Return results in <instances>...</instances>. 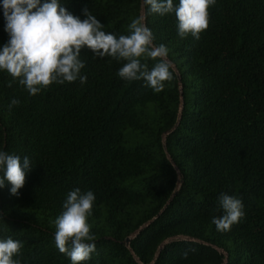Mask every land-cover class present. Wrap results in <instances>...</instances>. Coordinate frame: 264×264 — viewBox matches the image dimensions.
Wrapping results in <instances>:
<instances>
[{
    "label": "trees",
    "instance_id": "obj_1",
    "mask_svg": "<svg viewBox=\"0 0 264 264\" xmlns=\"http://www.w3.org/2000/svg\"><path fill=\"white\" fill-rule=\"evenodd\" d=\"M61 4L81 20L88 8L117 37L147 11L143 0ZM209 14L199 40L178 35L174 13L146 16L173 65L159 93L86 48L84 84L31 96L0 70V150L32 161L19 195L0 188V238L23 242L22 264H71L53 221L75 188L96 196V251L81 264H264V0H216ZM5 23L0 7V47ZM221 193L245 213L226 232L212 223Z\"/></svg>",
    "mask_w": 264,
    "mask_h": 264
},
{
    "label": "clouds",
    "instance_id": "obj_2",
    "mask_svg": "<svg viewBox=\"0 0 264 264\" xmlns=\"http://www.w3.org/2000/svg\"><path fill=\"white\" fill-rule=\"evenodd\" d=\"M147 8L144 16L134 18L128 25L129 34L120 35L104 31V25L88 8H83L84 19L73 15L61 4V0H0L6 21L4 30L9 39L0 47V70H5L18 81L29 95L35 96L52 84H64L79 80L86 83L81 74L85 62L80 59L83 49L96 57H111L124 61L117 76L126 81L143 80L146 87L159 93L166 81L174 79L173 65L167 60L168 48L156 45L155 36L143 22L148 14L161 16L175 14L177 33L181 38L191 35L195 40L209 27V8L216 0H143ZM141 58L158 60L149 69ZM11 87V81L8 84ZM13 98L8 107L19 105ZM32 161L28 156L10 154L0 150V188L5 180L10 193L19 195L26 173ZM218 204L222 214L214 216L212 223L217 231L226 232L244 217L242 200L221 193ZM96 196L91 190L75 188L69 191L62 204V212L54 219V243L58 251L81 264L96 251L95 235L90 231L88 217L92 215ZM2 219V216H0ZM23 242L11 236L0 238V264H22ZM184 252L183 257H187Z\"/></svg>",
    "mask_w": 264,
    "mask_h": 264
},
{
    "label": "water",
    "instance_id": "obj_3",
    "mask_svg": "<svg viewBox=\"0 0 264 264\" xmlns=\"http://www.w3.org/2000/svg\"><path fill=\"white\" fill-rule=\"evenodd\" d=\"M175 191H176V190L173 191V193L171 194L170 198L174 195ZM170 198L168 199V201L170 200ZM129 240H130V237H126V238H125V244H126V245L128 244Z\"/></svg>",
    "mask_w": 264,
    "mask_h": 264
}]
</instances>
